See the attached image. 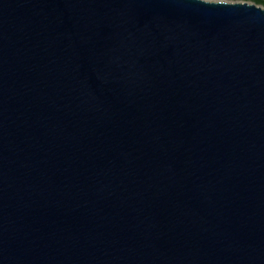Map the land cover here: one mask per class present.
Masks as SVG:
<instances>
[{"label": "water", "instance_id": "water-1", "mask_svg": "<svg viewBox=\"0 0 264 264\" xmlns=\"http://www.w3.org/2000/svg\"><path fill=\"white\" fill-rule=\"evenodd\" d=\"M0 264H264V8L0 0Z\"/></svg>", "mask_w": 264, "mask_h": 264}, {"label": "trees", "instance_id": "trees-1", "mask_svg": "<svg viewBox=\"0 0 264 264\" xmlns=\"http://www.w3.org/2000/svg\"><path fill=\"white\" fill-rule=\"evenodd\" d=\"M242 1H252L256 4H261V5H264V0H242Z\"/></svg>", "mask_w": 264, "mask_h": 264}, {"label": "rangeland", "instance_id": "rangeland-1", "mask_svg": "<svg viewBox=\"0 0 264 264\" xmlns=\"http://www.w3.org/2000/svg\"><path fill=\"white\" fill-rule=\"evenodd\" d=\"M225 1H242V0H225ZM246 2L256 4V3L252 2V1H246ZM256 5H259V6L264 8V5H261V4H256Z\"/></svg>", "mask_w": 264, "mask_h": 264}, {"label": "snow or ice", "instance_id": "snow-or-ice-1", "mask_svg": "<svg viewBox=\"0 0 264 264\" xmlns=\"http://www.w3.org/2000/svg\"><path fill=\"white\" fill-rule=\"evenodd\" d=\"M224 0H222V6H223Z\"/></svg>", "mask_w": 264, "mask_h": 264}]
</instances>
